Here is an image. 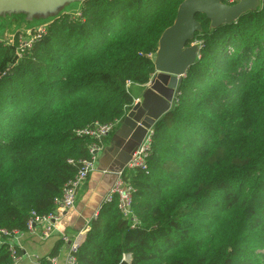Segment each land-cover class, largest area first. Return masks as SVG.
<instances>
[{
    "label": "trees",
    "instance_id": "1",
    "mask_svg": "<svg viewBox=\"0 0 264 264\" xmlns=\"http://www.w3.org/2000/svg\"><path fill=\"white\" fill-rule=\"evenodd\" d=\"M182 2L88 0L45 26L17 63L0 43V228L25 232L32 213L53 212L89 157L92 140L76 132L124 118L126 83L150 81ZM195 20L198 59L152 128L149 173L126 177L139 225L130 229L115 200L102 205L77 264H264V0L231 25Z\"/></svg>",
    "mask_w": 264,
    "mask_h": 264
},
{
    "label": "water",
    "instance_id": "2",
    "mask_svg": "<svg viewBox=\"0 0 264 264\" xmlns=\"http://www.w3.org/2000/svg\"><path fill=\"white\" fill-rule=\"evenodd\" d=\"M88 0H0V37L20 29L33 30L53 24L65 15L78 12ZM183 0L175 19L159 40L153 58L154 74L113 132L110 156L123 168L144 138L146 131L170 113L187 70L198 59L195 35L202 31L195 15H204L211 29L231 25L243 15L257 11L263 0Z\"/></svg>",
    "mask_w": 264,
    "mask_h": 264
},
{
    "label": "built area",
    "instance_id": "3",
    "mask_svg": "<svg viewBox=\"0 0 264 264\" xmlns=\"http://www.w3.org/2000/svg\"><path fill=\"white\" fill-rule=\"evenodd\" d=\"M45 26L33 29L34 40H38L42 37L45 31ZM35 41H29L23 43L20 48L25 51V49H30ZM0 43H4L0 39ZM201 48L200 42H195ZM23 54V53H22ZM154 58V56H153ZM131 87V83H126V89ZM176 100V98H175ZM139 99H134L132 105L138 102ZM122 119H116L113 122L106 124L95 123L92 126L78 130L76 134L81 137H88L92 140L88 148V158L79 161V166L73 178L69 180L62 188L61 196L54 202V210L52 213L45 216H37L35 213L31 214L27 225L26 231L19 230H6L0 228V246L7 244L8 254L10 258L9 264H18L21 260V250L20 239L24 233L36 234L35 227H40V232L38 236L42 240H46L51 237L55 230L56 225L61 219L62 212H68L74 209L76 196L79 188L85 182V180L95 171V164L97 160V154L101 150L102 141L109 137L121 124ZM153 129H148L141 143L138 145L135 152L132 154L131 159L128 163L121 169L114 172V181L112 185L106 191L103 198V205L112 203L114 200L116 202V209L121 217L129 221L130 229L136 228L139 225L135 215L132 212V202L133 194L135 189L130 183L126 182V177L128 172L139 170L144 172L145 175L149 173L147 158L151 152ZM95 218V214L92 219ZM84 237V231H80L75 234L72 238H68L66 235L61 236V240L68 244L67 254L65 257L64 264H77L76 254L79 245L82 243ZM122 260H129L128 256L123 255ZM50 264H57V259H50Z\"/></svg>",
    "mask_w": 264,
    "mask_h": 264
},
{
    "label": "crops",
    "instance_id": "4",
    "mask_svg": "<svg viewBox=\"0 0 264 264\" xmlns=\"http://www.w3.org/2000/svg\"><path fill=\"white\" fill-rule=\"evenodd\" d=\"M144 86L129 88L133 99H139ZM113 134V133H112ZM112 134L101 143V150L98 152L95 171L85 180L77 192L74 209L61 213V219L56 225L54 234L46 240L39 238L40 227L36 226V234L24 233L20 239L21 260L18 264H38L40 258L47 257L52 252L56 242L61 241V236L66 235L72 238L80 231H84V237L89 230V222L95 217L103 205V198L114 181V172L118 170L116 158L110 156L107 149L110 147ZM83 237V239H84ZM62 242V241H61ZM68 244L62 242L59 247L57 264H64Z\"/></svg>",
    "mask_w": 264,
    "mask_h": 264
},
{
    "label": "rangeland",
    "instance_id": "5",
    "mask_svg": "<svg viewBox=\"0 0 264 264\" xmlns=\"http://www.w3.org/2000/svg\"><path fill=\"white\" fill-rule=\"evenodd\" d=\"M74 13L75 12H73L72 14H74ZM45 29H46V27H45ZM46 32H47V30L44 31V34H46ZM34 34L32 32H30L29 30L20 29V31H17L14 35L8 34L7 40L2 39L4 41V43H2V44H4V46H6L8 48L9 54L11 55V57H14V59H15L14 63H17V61H19L22 57L23 50L20 48V46L23 45V43H26L29 41H35L34 40ZM0 39H1V37H0ZM195 41L199 42L198 40H195ZM97 158H98V154H97ZM96 162H97V160H96Z\"/></svg>",
    "mask_w": 264,
    "mask_h": 264
},
{
    "label": "flooded vegetation",
    "instance_id": "6",
    "mask_svg": "<svg viewBox=\"0 0 264 264\" xmlns=\"http://www.w3.org/2000/svg\"><path fill=\"white\" fill-rule=\"evenodd\" d=\"M226 4H234L237 0H225ZM196 41H194L195 43Z\"/></svg>",
    "mask_w": 264,
    "mask_h": 264
},
{
    "label": "bare ground",
    "instance_id": "7",
    "mask_svg": "<svg viewBox=\"0 0 264 264\" xmlns=\"http://www.w3.org/2000/svg\"><path fill=\"white\" fill-rule=\"evenodd\" d=\"M146 85H147V84H146ZM146 85H145V86H146Z\"/></svg>",
    "mask_w": 264,
    "mask_h": 264
}]
</instances>
